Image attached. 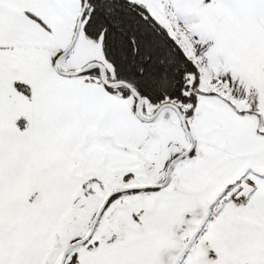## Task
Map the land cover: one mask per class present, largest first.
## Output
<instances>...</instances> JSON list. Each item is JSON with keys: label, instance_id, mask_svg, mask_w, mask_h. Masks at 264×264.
Returning a JSON list of instances; mask_svg holds the SVG:
<instances>
[{"label": "snow or ice", "instance_id": "obj_1", "mask_svg": "<svg viewBox=\"0 0 264 264\" xmlns=\"http://www.w3.org/2000/svg\"><path fill=\"white\" fill-rule=\"evenodd\" d=\"M0 264H264V0H0Z\"/></svg>", "mask_w": 264, "mask_h": 264}]
</instances>
